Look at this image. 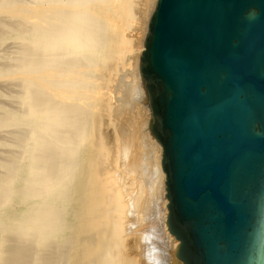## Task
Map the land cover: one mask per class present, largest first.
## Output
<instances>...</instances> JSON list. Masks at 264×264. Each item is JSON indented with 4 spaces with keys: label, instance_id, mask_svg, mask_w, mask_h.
<instances>
[{
    "label": "bare ground",
    "instance_id": "1",
    "mask_svg": "<svg viewBox=\"0 0 264 264\" xmlns=\"http://www.w3.org/2000/svg\"><path fill=\"white\" fill-rule=\"evenodd\" d=\"M156 1L0 0V264H132L118 176L141 134L163 173L149 250L178 260L139 66Z\"/></svg>",
    "mask_w": 264,
    "mask_h": 264
},
{
    "label": "water",
    "instance_id": "2",
    "mask_svg": "<svg viewBox=\"0 0 264 264\" xmlns=\"http://www.w3.org/2000/svg\"><path fill=\"white\" fill-rule=\"evenodd\" d=\"M143 44L175 257L264 264V0H157Z\"/></svg>",
    "mask_w": 264,
    "mask_h": 264
},
{
    "label": "rangeland",
    "instance_id": "3",
    "mask_svg": "<svg viewBox=\"0 0 264 264\" xmlns=\"http://www.w3.org/2000/svg\"><path fill=\"white\" fill-rule=\"evenodd\" d=\"M146 124L145 120L143 128L146 127ZM130 144L128 150L135 168L132 171L123 170L118 176L119 187L125 202L122 220L126 253L132 259V264H154L155 260L149 250V236L153 230L154 220H157L158 225L162 228L165 213L162 197L155 198L156 194L160 192L159 184L162 186L163 176L157 159L159 150L156 152V149H154L153 152V148L150 144H147L144 134L139 135L134 140L132 138ZM137 164L139 165L137 166ZM138 184L142 189L146 187V190L142 191L136 197L137 202H134L133 196ZM155 199L158 207L153 209L151 208V202ZM148 200L149 202H147ZM137 212H139V215H137ZM163 241L166 247L168 245L170 247L171 243H168L167 237L164 236ZM166 247L163 249L167 255L164 264H166L169 257Z\"/></svg>",
    "mask_w": 264,
    "mask_h": 264
}]
</instances>
